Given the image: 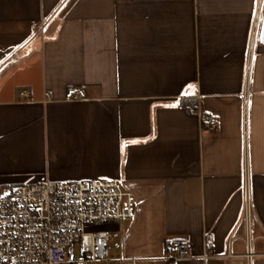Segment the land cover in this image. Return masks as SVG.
Listing matches in <instances>:
<instances>
[{
  "label": "crops",
  "instance_id": "0c3cea01",
  "mask_svg": "<svg viewBox=\"0 0 264 264\" xmlns=\"http://www.w3.org/2000/svg\"><path fill=\"white\" fill-rule=\"evenodd\" d=\"M262 2L254 35L259 0H0V193L117 180L136 200L111 225L121 259L171 264L186 238L177 264H227L244 252L247 160L264 264Z\"/></svg>",
  "mask_w": 264,
  "mask_h": 264
},
{
  "label": "built area",
  "instance_id": "2783aa9c",
  "mask_svg": "<svg viewBox=\"0 0 264 264\" xmlns=\"http://www.w3.org/2000/svg\"><path fill=\"white\" fill-rule=\"evenodd\" d=\"M259 0L254 35L257 33L262 2ZM46 20L34 22L37 35L43 33ZM19 49L13 54L17 55ZM75 97L80 96L76 91ZM202 127L214 131L215 118L203 120ZM245 126L244 142L247 145ZM246 149V147H245ZM247 155V153H246ZM244 207L241 222L244 252L227 264H254L253 198L245 160ZM130 189L117 180L52 181L24 184L0 193V264H90L109 262L113 242L120 237L112 224L132 220L136 202ZM171 264L188 258L189 239L173 240L165 246ZM208 257L204 256L206 260ZM139 264L137 259H121Z\"/></svg>",
  "mask_w": 264,
  "mask_h": 264
},
{
  "label": "rangeland",
  "instance_id": "374dc122",
  "mask_svg": "<svg viewBox=\"0 0 264 264\" xmlns=\"http://www.w3.org/2000/svg\"><path fill=\"white\" fill-rule=\"evenodd\" d=\"M121 224H123V223H121ZM119 239L120 238H117L116 241L112 245L111 258H110L109 262H98V263H90V264H129L128 262H122L121 257L118 254V249L120 247V245L118 244ZM139 264H144V263L140 262Z\"/></svg>",
  "mask_w": 264,
  "mask_h": 264
},
{
  "label": "trees",
  "instance_id": "16d2710c",
  "mask_svg": "<svg viewBox=\"0 0 264 264\" xmlns=\"http://www.w3.org/2000/svg\"><path fill=\"white\" fill-rule=\"evenodd\" d=\"M180 102L182 105H185L188 107H191L194 104L193 100L190 98H182V100H180Z\"/></svg>",
  "mask_w": 264,
  "mask_h": 264
},
{
  "label": "water",
  "instance_id": "95a60500",
  "mask_svg": "<svg viewBox=\"0 0 264 264\" xmlns=\"http://www.w3.org/2000/svg\"><path fill=\"white\" fill-rule=\"evenodd\" d=\"M261 40H262V42H264V21H263L262 31H261Z\"/></svg>",
  "mask_w": 264,
  "mask_h": 264
}]
</instances>
